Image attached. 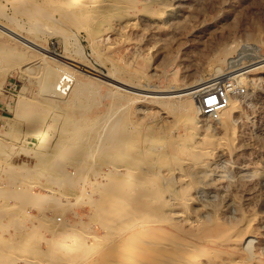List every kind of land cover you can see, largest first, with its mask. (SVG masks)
<instances>
[{"label": "rangeland", "instance_id": "374dc122", "mask_svg": "<svg viewBox=\"0 0 264 264\" xmlns=\"http://www.w3.org/2000/svg\"><path fill=\"white\" fill-rule=\"evenodd\" d=\"M32 1L38 2L33 20L15 13L18 2L0 0L5 7L0 21L56 54L67 53L78 63L146 89L181 90L191 81L212 78L219 67L227 72L264 56V0H119L121 19L118 12L105 13L103 23L89 24L88 30L81 28L86 20L65 22L57 12L48 18L44 12L50 5ZM11 16L16 19L11 23L4 19ZM21 44L0 30V264H173L161 260L160 243L155 245L168 242L166 233L177 236L178 244L169 242L167 247L173 245L169 253L183 263L194 256L196 264H264V71H248L243 82L229 75L221 79L216 86L226 87L237 107L219 110L212 118L201 110V99L191 111L180 102L185 96L164 97L160 103L138 99L76 67L69 78L75 77L80 85L69 88L71 80L67 81L62 94L51 96L44 68L37 64L42 55L34 52L28 59L31 50ZM50 63L52 68L54 62ZM52 71L56 77L50 83L61 73L54 67ZM238 86L243 92H236ZM167 100L168 107L163 104ZM173 103L179 104L176 109L170 107ZM48 122L53 124L51 132L37 149L29 142ZM191 125L213 138L227 136L226 140L190 160L186 151L193 138ZM181 138L186 143L174 153L176 143L182 146ZM58 141L60 150L76 147L81 161L90 148L97 157L81 167L58 157L38 163L25 153H47ZM71 149L64 152L68 158ZM159 153L166 156L153 165ZM137 159L139 165H132ZM176 159L189 182L187 205L179 206L177 200L181 189L173 168ZM129 168L137 176L118 187L127 207L110 230L90 203L100 202L110 179ZM84 181L92 185L82 188ZM153 184L164 186V191L152 202L145 191ZM169 191L176 195L170 197ZM36 192L63 203L58 206L46 196L34 207L30 196ZM164 199L175 210L167 209ZM57 216L61 219L55 220ZM151 252L156 257L152 261Z\"/></svg>", "mask_w": 264, "mask_h": 264}, {"label": "bare ground", "instance_id": "6f19581e", "mask_svg": "<svg viewBox=\"0 0 264 264\" xmlns=\"http://www.w3.org/2000/svg\"><path fill=\"white\" fill-rule=\"evenodd\" d=\"M7 2H10L11 4L15 3V2H18L17 4V7L14 8L15 9V13H19V14H23V15H26L28 18H30L31 20L37 18V17H34V9H35V6H38V2L35 3L34 1L32 0H5ZM43 2H46L48 5H50V10L48 9L45 13L46 17H51V15L55 12L57 13H60L63 17V19L65 20V22H70V23H78L80 22L81 20H86L87 23L84 25V26H81V28L85 29V30H88V26L89 24H95V25H101L103 23V18L105 16V13H108V15H116V12H118L119 14V9L120 8H123L122 6V2L119 1V0H105V3H102L101 1H104V0H41ZM41 1L39 3H41ZM101 2V3H100ZM99 3V4H98ZM2 5V4H1ZM0 5V18H1V15L3 14V12H5V7L2 5ZM126 5V4H124ZM134 6V5H133ZM41 8V7H40ZM37 11V10H36ZM42 13V12H41ZM18 14V15H19ZM17 15V14H16ZM37 15V14H36ZM39 15V14H38ZM37 15V16H38ZM41 15V14H40ZM45 17V18H46ZM119 17H120V14H119ZM10 18V19H9ZM9 18H4V19H7V21L9 22L10 20V23H11V20H16L15 18H13L12 16L9 17ZM121 19V17H120ZM47 20V18H46ZM36 21V20H35ZM38 21V20H37ZM83 22V21H82ZM5 23V22H4ZM81 23V22H80ZM8 24V23H7ZM149 26V25H148ZM115 28V27H114ZM0 30L2 31V33L4 34H7L9 35L11 38H12V41L15 39V40H18L20 41L22 44V46L24 48L28 47L30 48V52L28 53V56L27 58L30 59V58H33L34 57V52L36 53H39L41 56L38 57L40 58V60L38 61V65L39 66H42V68H44V77H45V88L47 90H49V93L51 96H53L54 94L57 95V94H62L66 87H67V81H70L71 80V85H69L68 87L70 88L72 85L73 86H79L80 85V82L75 78L73 77V79L69 78L70 76H72V73H74L75 71V67L76 68H79L81 71H86L87 73H90L92 75L95 76V79H98V78H102V79H105L107 82L111 83L114 85V89L118 92H123L124 94H132L133 97H149L150 100L152 99V101L154 102H159L162 101L160 100L161 98H164V97H167V99H171V98H174V97H181V96H185V98L180 101L181 104H183L182 106L185 107L186 110H190L196 106V102H199V99H202L201 97V94L205 91H209L207 90L208 88L210 87H215L217 85L218 82L222 81L221 79H223L224 77H228L226 75H229L228 79H235L237 81H244L245 79V74L248 72V71H251V70H258L259 73H263L264 71V56H255L254 59L252 61H250L249 63H246V64H243V65H235L233 68L229 69L227 72H222V70L220 69V67L218 68L216 66V69H217V72L216 74L210 79L208 78V80H203V81H197V82H189L188 85L185 86V88L181 89V90H156V89H146V88H143V87H139V86H136V85H132L130 83H126L128 81H121L120 79L118 78H114L116 76H113L114 73H111L109 71H106L105 73H102V72H99L89 66L86 65H83L82 63H78L76 62L75 60H72L69 58V55L66 53V54H56L52 51H50L49 49L41 46L40 44L38 43H35L33 42L30 38H28L27 36H24L23 34H21L19 31H15L13 26L10 25H6V24H3L1 21H0ZM87 32V31H86ZM73 39V38H72ZM72 42V41H71ZM66 51V50H65ZM17 54L21 55L22 53L18 50L16 51ZM93 54V53H92ZM36 55V54H35ZM68 55V56H67ZM44 57H48L49 59H51V63H53V66L52 68L54 67L56 71H60L61 73L58 74V77L56 78V80H54V82H51L50 83V78H55V72L52 71V68L50 67L49 65V61ZM36 59V58H35ZM38 60V59H37ZM30 61V60H28ZM72 61V62H71ZM35 62V61H34ZM50 63V64H51ZM89 64V63H88ZM59 66L60 67H64V69H59ZM26 71V69H25ZM77 72V71H76ZM108 72V73H107ZM114 72V71H113ZM256 74V73H255ZM54 75V76H53ZM86 75V74H85ZM264 76V75H263ZM247 78V77H246ZM259 78V77H258ZM93 83L92 84H95L96 80L91 78ZM227 79V80H228ZM104 81V80H103ZM246 81V80H245ZM67 82V83H66ZM101 82V81H100ZM105 82V81H104ZM224 82V81H223ZM241 82V83H242ZM106 83V82H105ZM220 84V83H219ZM225 84V83H224ZM148 86V85H146ZM151 86V85H150ZM149 86V87H150ZM221 86V84H220ZM154 88V86L152 87ZM211 88V90H212ZM113 89V90H114ZM228 90V89H227ZM47 92V91H46ZM114 92V91H113ZM49 93H48V96H49ZM75 94V91L73 92V94H71V97L74 96ZM113 95V94H112ZM121 95V94H120ZM119 95V96H120ZM124 96V95H121V97ZM120 98V97H119ZM124 98V97H122ZM146 98V99H147ZM137 99V100H138ZM165 99V98H164ZM45 100V99H44ZM52 102L53 101H56V99H50ZM132 100V99H131ZM57 101H59V99H57ZM63 101L65 103H67V99H63ZM170 101V100H169ZM168 100L167 101H163V104L165 106H169L170 105V102ZM46 102V101H45ZM151 102V101H150ZM238 102V101H237ZM167 103V104H166ZM121 104V103H120ZM119 104V105H120ZM174 104V103H173ZM179 105V104H178ZM177 103L174 104L173 106L171 105L170 107L172 108H177L178 107ZM164 107V106H163ZM237 107V103L235 100H232L230 99L229 97H227V103L225 104L224 107H222L220 110L221 111H227V110H232L234 108ZM185 115V114H184ZM186 118L188 116V114L185 115ZM227 118V117H225ZM227 122V121H226ZM49 123V122H48ZM56 123V122H55ZM41 125V124H40ZM56 125V124H55ZM226 125V124H225ZM34 126V125H33ZM65 126V125H64ZM231 126V125H230ZM36 127V126H35ZM53 127V124L52 122L45 125L44 128H37L36 131H35V136H34V139L32 141H30L29 143H31L33 146H35L37 149H40L43 147V144L45 142V139L46 137L50 134L51 132V129ZM223 127V126H222ZM232 128V127H230ZM32 129V128H31ZM75 134L77 136H79L80 134V131L78 130V128H75ZM35 130V128H34ZM62 130V129H61ZM230 131V130H229ZM232 131V129H231ZM63 133V132H62ZM226 133V132H225ZM32 134V133H31ZM189 134L191 135L192 138V141L190 143V145L188 146V149H187V156L186 157H190L189 159L191 160V157H193V154H196L197 152L201 151L202 149L206 148V147H214L216 144L219 145L222 144L224 142V140H226V137H219V138H213L211 137L209 134H206V133H201V132H198L197 128L195 125H191L190 126V131H189ZM229 134V133H228ZM30 135V134H29ZM61 135V134H60ZM129 136V135H128ZM60 138V137H59ZM31 139V138H30ZM125 139L126 141H130L129 138L125 137L123 138ZM224 139V140H222ZM60 140V139H59ZM63 142V140H60ZM66 141V140H65ZM71 141V139H70ZM67 142V141H66ZM180 145L182 146H179V143L177 144L176 143V146H174V153H177L178 151H180L182 149V147L184 146V144L186 143V140L181 138V141H180ZM65 143V142H64ZM62 144V143H61ZM68 145L67 146H70L72 143L68 142L67 143ZM178 145V146H177ZM216 145V146H217ZM76 146V145H75ZM79 146V144H77V147ZM28 147V146H27ZM72 147V145H71ZM62 148H64L63 146L61 147V150H60V146H59V141L58 143H56L54 145V147L52 148L51 151H47V153H43L42 151H33V152H30L28 150H24L26 154H29L31 155L32 157L35 158L36 162L38 163H42V162H45V161H51L52 159H54L53 157H58L60 158V161L62 160H66V161H71V162H76L77 165H80L81 167L82 166H87L91 160H94L97 155H94V150H92L90 148L89 152H88V155L86 156V158L84 160H79L78 157H77V151H76V147H72L71 151V156L70 158H68L66 156V154H64V152H67L68 150H70L68 147L66 150H63ZM66 148V147H65ZM79 148V147H78ZM149 148V147H148ZM147 147L146 148H143L145 152H147L148 149ZM217 148V147H216ZM142 149V150H143ZM43 150V149H42ZM153 150V149H152ZM23 152V151H22ZM150 152V151H149ZM159 152V151H158ZM24 153V152H23ZM153 154V153H152ZM165 155V154H164ZM164 155H161L160 153L157 154L156 156L154 155V158L152 160L153 162V165L156 164L158 162V160L160 161L161 159H163L165 156ZM144 156L146 157L147 154H144ZM149 156V155H148ZM151 156V155H150ZM164 156V157H163ZM152 157V156H151ZM149 157V158H151ZM170 157H173V156H170ZM67 158V159H66ZM187 159V158H186ZM166 160V159H165ZM140 159H137V160H133V164L132 165H139L140 163ZM189 161V160H188ZM196 161V160H195ZM151 162V161H150ZM190 162V161H189ZM192 162V161H191ZM194 162V161H193ZM112 162L110 161V164ZM159 164V163H158ZM163 164V163H162ZM191 164V163H190ZM53 165H55L53 163ZM99 165V164H98ZM112 165V164H111ZM164 166L165 165H168V164H163ZM52 166V165H51ZM129 166V165H128ZM53 167V166H52ZM55 167V166H54ZM115 167V166H114ZM119 167V166H118ZM153 167V166H152ZM163 168V167H162ZM165 168V167H164ZM174 170H176L178 173H179V179H180V189H181V193H180V198H177L178 200V204L180 206L185 204L186 201L185 199H190V196L185 198L186 196V191H187V184H189L188 182V179L186 177V173H184L182 171V162L179 160V159H176L175 161V164H174ZM85 169V168H82V170ZM121 169V168H120ZM128 169V168H126ZM28 170V168H26V171ZM134 170V169H133ZM25 171V172H26ZM74 171V170H73ZM78 171V170H77ZM80 171V170H79ZM78 171V172H79ZM88 171V170H87ZM121 171V170H120ZM23 172V173H25ZM77 172V173H78ZM114 172V171H113ZM117 172V171H116ZM148 172V171H147ZM166 172V171H165ZM176 173V172H175ZM92 174V173H91ZM177 174V173H176ZM13 174H11L10 176H12ZM70 175V174H69ZM117 177H112L110 180V184L109 185V188L108 189H105L103 191H101V198H100V202L99 200H92L91 201V205H93L95 207V210L97 213H99L100 217H101V221L103 220L104 222V225L105 227H107L108 229L111 230V228H113V224H115V218L117 217L116 221L118 220L119 218V213L121 212V209H124L125 207H127V202L125 200V198L121 197V196H125V194H121V193H118L117 192V189L118 187H121V184L129 179L130 177H135L137 175H135L129 168L128 171L126 172H117ZM149 175V174H148ZM66 176V175H64ZM75 176V175H74ZM80 176V175H79ZM13 177V176H12ZM12 177H9L10 179ZM17 177V176H16ZM73 177V176H71ZM85 177V176H84ZM77 178V177H76ZM80 178V177H79ZM97 178V177H96ZM53 179V178H52ZM61 179V178H60ZM71 179V178H70ZM78 179V178H77ZM82 179H85V178H82ZM18 180V179H17ZM55 181V179H54ZM83 181V180H82ZM15 182V181H14ZM51 182V181H50ZM70 184L73 183V179H71V181H68ZM75 182V181H74ZM57 183V181H56ZM84 184L82 185V188L83 187H88L90 185H92V182L91 181H84L83 182ZM178 183V182H177ZM55 184V183H54ZM74 184V183H73ZM72 184V185H73ZM163 184V183H162ZM178 185V186H179ZM187 186V187H186ZM161 187V186H160ZM160 187H158L157 185H151L150 187H146V195L148 196V199L149 200H153V199H156L158 197H162V190L164 189V186H163V189H161ZM103 188V187H101ZM171 189V188H170ZM175 189V188H174ZM167 190V189H166ZM179 190V189H178ZM52 191V190H51ZM80 191V190H79ZM120 191V190H119ZM123 191V190H122ZM164 191V190H163ZM168 191V190H167ZM22 192V191H21ZM170 193H167V195H170V197H172V195L174 193H176L175 191H169ZM36 196H30L32 197V206H38L39 205V202L41 201L42 198L46 197L48 198L47 201H52L53 203L57 204L58 206L61 205V203H63V200L58 198V197H54V199L52 198L51 195L47 194V193H43V192H36ZM48 193H49V189H48ZM80 193V192H79ZM99 195V194H98ZM176 195V194H174ZM70 196V195H69ZM87 196V195H86ZM163 197H166V196H163ZM169 197V196H168ZM28 198V197H27ZM90 199V198H89ZM124 199V200H123ZM160 199V198H158ZM102 200V202H101ZM163 200V199H162ZM164 205L167 209L169 210H175V207H173L166 199H164ZM176 200V201H177ZM77 201V200H76ZM150 201V203H151ZM171 201V200H170ZM84 202V201H83ZM153 202V201H152ZM48 203V202H47ZM188 203V202H187ZM187 203L185 205H187ZM46 204V203H45ZM163 205V206H164ZM177 205V204H176ZM162 206V205H161ZM162 209V208H161ZM166 209V210H167ZM181 209V208H179ZM50 210V209H49ZM136 211V210H135ZM183 211V210H181ZM153 212V211H151ZM174 212V211H173ZM178 212V211H177ZM185 212V211H184ZM25 213H29L27 211H25ZM140 214V213H139ZM156 214V212H155ZM178 214V213H177ZM161 215V214H160ZM187 215V214H186ZM188 216V215H187ZM37 217V215L33 216V214L31 215V218H35ZM163 217V216H162ZM161 218V217H160ZM164 218V217H163ZM182 218V217H181ZM185 218V217H184ZM188 218V217H186ZM41 219V218H39ZM61 217H56L55 220H60ZM159 219V218H158ZM42 220V219H41ZM45 220V219H43ZM165 220V219H164ZM47 221V220H46ZM49 221V220H48ZM131 221V220H130ZM133 221V220H132ZM156 221V220H155ZM161 221V220H160ZM163 221V220H162ZM193 222V219L191 220ZM250 221V220H249ZM248 221V222H249ZM43 222V221H42ZM45 222V221H44ZM149 222V221H148ZM153 222V221H152ZM48 223V222H47ZM136 223V222H135ZM46 224V222H45ZM44 224V225H45ZM162 224V223H161ZM124 225V224H123ZM129 225V224H128ZM40 226V225H39ZM138 226V225H137ZM140 226V225H139ZM115 227V226H114ZM120 227V226H119ZM41 228V227H40ZM106 228V229H107ZM121 228V227H120ZM129 228V227H128ZM114 229V228H113ZM122 229V228H121ZM127 229V228H125ZM162 229V228H160ZM124 230V229H123ZM61 231V230H60ZM116 231V230H115ZM161 233H163V231H161ZM241 233V232H240ZM120 234V233H119ZM241 235V234H240ZM239 235V236H240ZM243 235V233H242ZM163 236V235H162ZM166 236V239L168 240V242H162L161 243V240L159 242H157L155 245H160L161 247V250L162 252L159 254L161 255V260H165L167 263L168 261L172 260L174 261L173 264H196V260H195V257L194 256H191L190 259H186L187 261L186 262H181L180 259H177L176 257L172 256L171 253H169V250L173 247L174 244H178V240H177V236L173 235L172 233H166L165 234ZM107 237V236H106ZM111 237V235H110ZM109 237V238H110ZM108 238V239H109ZM115 238V237H114ZM113 238V239H114ZM141 239V238H140ZM161 239V236L160 238ZM162 239H165V238H162ZM179 239V238H178ZM198 239V238H197ZM246 239V237H245ZM244 240V239H243ZM109 241V240H108ZM246 241H251V239H246ZM173 243V245H168L167 247V243ZM189 242V241H188ZM200 242V241H199ZM214 242V241H213ZM247 242V243H248ZM166 247H165V246ZM190 245V244H188ZM187 245V246H188ZM146 246V245H145ZM154 247H158V246H154ZM182 248V247H181ZM56 249V248H55ZM101 249V248H100ZM157 249V248H156ZM154 249V250H156ZM86 250V249H85ZM72 251V250H70ZM99 251V250H98ZM153 251V250H151ZM154 252V251H153ZM151 252V253H153ZM52 253V252H51ZM159 253V252H158ZM182 255V254H181ZM213 255V254H212ZM179 256V255H178ZM77 258V256H75ZM218 258V257H217ZM156 259L155 257V254H151L149 256V260L152 261ZM17 260V259H16ZM134 260V259H133ZM160 260V261H161ZM241 260V259H240ZM135 261V260H134ZM211 261V260H210ZM222 261V260H221ZM13 262V261H11ZM139 262V261H138ZM237 262V261H236ZM239 262V261H238ZM209 263V262H208ZM226 263V262H225ZM264 263V262H263ZM132 264V263H131Z\"/></svg>", "mask_w": 264, "mask_h": 264}, {"label": "built area", "instance_id": "2783aa9c", "mask_svg": "<svg viewBox=\"0 0 264 264\" xmlns=\"http://www.w3.org/2000/svg\"><path fill=\"white\" fill-rule=\"evenodd\" d=\"M235 89L237 93L243 92V88L240 86ZM201 96V110L210 117L217 118L218 111L227 103V88L224 86H215L212 90L203 92Z\"/></svg>", "mask_w": 264, "mask_h": 264}]
</instances>
